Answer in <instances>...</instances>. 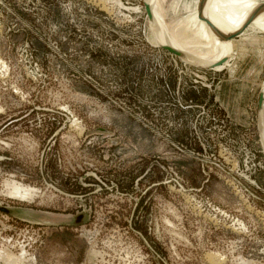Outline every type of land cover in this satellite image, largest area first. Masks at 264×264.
Masks as SVG:
<instances>
[{
  "label": "rangeland",
  "instance_id": "obj_1",
  "mask_svg": "<svg viewBox=\"0 0 264 264\" xmlns=\"http://www.w3.org/2000/svg\"><path fill=\"white\" fill-rule=\"evenodd\" d=\"M155 1L211 52L209 0ZM143 2L0 0V264H264V31L199 66Z\"/></svg>",
  "mask_w": 264,
  "mask_h": 264
},
{
  "label": "bare ground",
  "instance_id": "obj_2",
  "mask_svg": "<svg viewBox=\"0 0 264 264\" xmlns=\"http://www.w3.org/2000/svg\"><path fill=\"white\" fill-rule=\"evenodd\" d=\"M144 2L149 8V23L153 29L158 45L167 44L179 50L183 54L181 57L184 61L192 62L199 66L215 68L224 65L230 59V55L233 52V43L225 22L227 14H238L258 29L264 31V2L262 0H231L230 3L229 0H209L208 9L204 13V19L207 20L210 34L202 20L203 17L196 15L188 23L189 27L196 30L197 35H201L207 43L211 42V52L199 54L191 49L192 45L194 47L193 43L199 42V40L170 34L163 24L160 4L155 0H144ZM220 43L221 48L219 49ZM218 49L220 50V54L216 55L214 52ZM213 54L214 57H210ZM218 61L220 63H215ZM261 93L259 122L261 124V137L264 144V129L262 134V126L264 127V82Z\"/></svg>",
  "mask_w": 264,
  "mask_h": 264
},
{
  "label": "water",
  "instance_id": "obj_3",
  "mask_svg": "<svg viewBox=\"0 0 264 264\" xmlns=\"http://www.w3.org/2000/svg\"><path fill=\"white\" fill-rule=\"evenodd\" d=\"M115 1H118V0H115ZM143 8H144L145 14L147 16V19L149 21L150 20V12H149L148 5L145 2H143ZM159 46L162 49L168 51L169 53L174 54V55L182 58L181 56L183 54L179 50H177V49H175V48H173V47H171V46H169L167 44H160ZM215 63H220V62L218 61V62H215ZM261 97H262V93H261V91H259V94H258V97H257V109H258V111H259V108H260L259 106L261 104L260 103L261 102Z\"/></svg>",
  "mask_w": 264,
  "mask_h": 264
}]
</instances>
